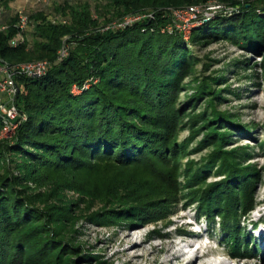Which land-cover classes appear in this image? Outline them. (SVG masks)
Wrapping results in <instances>:
<instances>
[{
	"label": "trees",
	"instance_id": "1",
	"mask_svg": "<svg viewBox=\"0 0 264 264\" xmlns=\"http://www.w3.org/2000/svg\"><path fill=\"white\" fill-rule=\"evenodd\" d=\"M12 1L0 0V27L7 26L0 28V58L10 64L46 59L50 65L44 75L18 78L22 89L17 105L26 118L18 117L12 140L0 145V264H75L77 248L63 235L73 202L62 193L37 192L42 179L56 173V185L69 190L76 188L85 169L140 164L165 177L170 158L175 167L174 157L184 154L174 138L186 116L193 133L205 132L201 145L213 146L202 162H190V199L202 213H218L232 222L226 227L234 254L253 255L258 245L245 240L240 221L253 203L259 171L243 163L242 148L225 149L234 129L250 133L234 114L218 108L222 89L215 85L222 77H196L199 83L189 106L207 97L210 112L178 107L175 94L187 71L195 74L197 57L191 45L224 39L255 53L264 48V0H217L244 5L203 20L188 40L168 31L170 9L211 0H54L53 14L25 13L31 39L26 27H19L21 12L11 8ZM129 14L151 16L126 27L105 28ZM64 46L68 53L60 57ZM261 70L264 79V52ZM14 154L20 157L19 174L11 170L17 162ZM212 171L224 177L207 182ZM49 197L67 205L53 213L51 206L40 205ZM138 208L143 211L140 218H147L149 206ZM122 211L132 215L128 208Z\"/></svg>",
	"mask_w": 264,
	"mask_h": 264
},
{
	"label": "rangeland",
	"instance_id": "2",
	"mask_svg": "<svg viewBox=\"0 0 264 264\" xmlns=\"http://www.w3.org/2000/svg\"><path fill=\"white\" fill-rule=\"evenodd\" d=\"M89 1L92 4L95 2ZM216 1L211 0L206 4L211 3L215 8L213 4ZM202 4L180 5L170 9H179L180 31L176 32L187 40L199 25L193 23L196 18L192 9L197 10L198 6L203 8ZM237 5L221 7V13L230 7L233 10L241 9L244 3L242 1ZM10 6L22 14L39 10L54 13L52 1L37 4L34 0H13ZM206 11L207 7L202 9L203 14ZM25 31L31 39L30 23ZM191 49L197 57L195 74L188 71L185 74L183 87L175 94L176 105L181 108L186 106L188 111L195 113L207 108L209 112L212 111L207 97L189 106L199 83L196 77H222L215 85L222 89L218 108L234 114L235 120L247 127L250 133L244 135L234 129L225 149L242 148L246 157L243 163L252 164L259 171V179L253 186V203L240 221L245 240L248 238L252 245L256 242L258 247L248 257L234 254V245L227 229L229 227H226L232 225V222L224 221L218 213L213 217L202 213L198 202L190 199L192 185L186 177L190 162H202L213 146L201 145L205 132L200 130L193 133L191 121L186 116L178 125L174 138V142L183 145L184 154L174 157L175 167L171 158L170 163L164 164V170L168 171L165 177L153 175L151 166L140 164L85 169L80 172L76 188L69 187V190L56 185L60 182L56 173H50L42 179L37 192L62 193L68 203L73 202L74 210L66 221L63 235L77 248L75 264H264V147H261L264 143V79L261 70L264 48L255 53L243 44L221 39L191 45ZM39 60L43 59L16 64ZM249 66L251 68L248 69ZM200 127V124L195 126L197 129ZM15 132L5 129L3 125L0 128V145L2 141L10 142ZM246 148L249 154L244 152ZM14 157L17 162H12L11 170L19 174L20 157L15 154ZM223 177V174L212 171L207 182L218 181ZM67 202L64 204L49 197L47 202H40V205L51 206L50 211L54 213L62 210L61 207L67 205ZM143 204L149 206L150 211L144 219L140 218L143 211L138 208ZM124 208L130 209L132 215L121 214ZM103 216L105 219H101Z\"/></svg>",
	"mask_w": 264,
	"mask_h": 264
},
{
	"label": "built area",
	"instance_id": "3",
	"mask_svg": "<svg viewBox=\"0 0 264 264\" xmlns=\"http://www.w3.org/2000/svg\"><path fill=\"white\" fill-rule=\"evenodd\" d=\"M37 4H46L54 0H34ZM209 4H202L201 7H207L205 13L211 12V14H203L200 6L196 10L195 8L192 11L195 13L194 24H200L203 20L210 19L215 17L216 14L221 12V7H228L220 2H215V8L209 7ZM209 7V8H208ZM188 9V8H187ZM191 10V9H188ZM233 8L230 7L228 11L232 12ZM179 9L171 10V23L167 25L169 32L179 30L180 19L178 15ZM145 16H151L150 14H129L123 17L120 21H113L105 26V28H114V27H126L132 25L136 21L143 19ZM29 22V18L26 14L20 13L19 27L24 29ZM180 22V23H179ZM179 23V24H178ZM6 25H1V29H5ZM60 57L65 56L68 53V48L65 46L59 51ZM50 65V61L43 59L39 61H34L33 63L28 64H10L4 59L0 58V114L3 118V123L5 129L16 130L19 121L18 117L22 119L26 118V115H22L17 105V96L22 89L21 83L18 81L20 76H41L46 74ZM74 91L78 92L79 89L77 86H74Z\"/></svg>",
	"mask_w": 264,
	"mask_h": 264
}]
</instances>
